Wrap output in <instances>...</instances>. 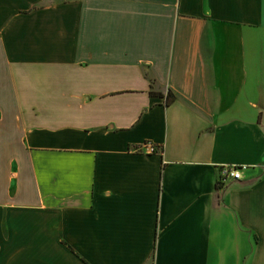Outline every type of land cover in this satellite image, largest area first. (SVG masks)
Returning a JSON list of instances; mask_svg holds the SVG:
<instances>
[{
    "label": "crops",
    "instance_id": "crops-1",
    "mask_svg": "<svg viewBox=\"0 0 264 264\" xmlns=\"http://www.w3.org/2000/svg\"><path fill=\"white\" fill-rule=\"evenodd\" d=\"M0 264H264V0H0Z\"/></svg>",
    "mask_w": 264,
    "mask_h": 264
},
{
    "label": "built area",
    "instance_id": "built-area-1",
    "mask_svg": "<svg viewBox=\"0 0 264 264\" xmlns=\"http://www.w3.org/2000/svg\"><path fill=\"white\" fill-rule=\"evenodd\" d=\"M145 151L149 153H154L157 151L156 147L152 143H145L142 147ZM242 179L241 167L235 165H225L220 169L219 183L221 185L225 184L229 180H240Z\"/></svg>",
    "mask_w": 264,
    "mask_h": 264
},
{
    "label": "trees",
    "instance_id": "trees-1",
    "mask_svg": "<svg viewBox=\"0 0 264 264\" xmlns=\"http://www.w3.org/2000/svg\"><path fill=\"white\" fill-rule=\"evenodd\" d=\"M151 96H162L161 93L150 91ZM175 100V96L169 92L166 94V104H171ZM217 186H222L220 183H217Z\"/></svg>",
    "mask_w": 264,
    "mask_h": 264
}]
</instances>
